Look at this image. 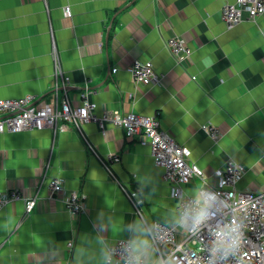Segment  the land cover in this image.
<instances>
[{
	"label": "crops",
	"instance_id": "1",
	"mask_svg": "<svg viewBox=\"0 0 264 264\" xmlns=\"http://www.w3.org/2000/svg\"><path fill=\"white\" fill-rule=\"evenodd\" d=\"M235 1L0 0V100L33 96L41 107L67 95L78 106L88 92L97 115L157 116L190 150L206 184L193 179L187 195L216 187V172L231 160L246 170L240 190L264 191V16L228 30L222 10ZM174 36L192 49L183 64L166 47ZM55 57L69 78L58 93ZM135 60L152 62L161 83H135ZM206 125L220 130L218 142L203 131ZM106 129L83 128L100 157H120L114 177L72 127L0 134V192L37 196L31 215L22 201L0 212V264H109L112 244L145 229L122 187L140 194L148 222L176 225L178 202L149 146L111 124ZM55 177L85 196L81 216L69 212L62 195L50 197L47 184ZM149 259L158 262L151 250Z\"/></svg>",
	"mask_w": 264,
	"mask_h": 264
},
{
	"label": "built area",
	"instance_id": "2",
	"mask_svg": "<svg viewBox=\"0 0 264 264\" xmlns=\"http://www.w3.org/2000/svg\"><path fill=\"white\" fill-rule=\"evenodd\" d=\"M65 13L69 15L70 8H66ZM263 16L264 0H236L232 4H226L222 10V21L228 30L244 20L254 21ZM166 47L177 64H183L192 55L191 47L180 37L169 38ZM54 64L56 73L52 89L58 93L59 85H68L69 78L61 72L57 57ZM131 75L135 83L145 86L159 85L163 78L152 62L141 60L133 62ZM89 96L88 92L83 93L78 106H73L67 95L63 99L56 96L55 104L41 107L33 96L0 100V134L46 129L56 134L72 127L82 135L89 151L99 160L102 167L114 177L112 167L120 163V157H100L87 141L83 128L87 124H96L102 133L106 132L107 124L121 128L126 137L138 138L142 145L149 146L155 166L163 169V180L170 186L172 198L178 202L179 217L185 211H188L189 215L195 211L198 197H203L206 193L216 197L208 209L209 219L201 230L189 231L177 223L169 226L158 221L148 222L143 216L144 201L140 194L122 187L135 214L140 217L147 230L152 241L151 251L157 255L158 262L163 260L170 264H210L208 250L215 240V231L238 221L242 224L245 236L241 248L238 253L227 259L217 257L216 264H264V191L252 192L238 188L239 182L246 174L242 164L228 161L224 169L216 172V187L205 186L198 190L197 196L191 197L186 194V187L193 179H200L205 183L206 175L197 164L190 162V150L179 145L162 128L161 120L157 116L119 111L99 116L96 114L97 104L91 101ZM203 131L215 142L221 138L220 130L214 126L206 125ZM47 190L51 198L62 195L66 208L75 217L81 216L85 211V196L78 192H68L63 178H51ZM20 201L24 202L26 215H31L36 207L37 196L26 198L18 190L0 192V212ZM129 241L120 240L110 246L108 253L111 254V262L127 264L125 249ZM68 248L72 249L73 244H68Z\"/></svg>",
	"mask_w": 264,
	"mask_h": 264
},
{
	"label": "clouds",
	"instance_id": "3",
	"mask_svg": "<svg viewBox=\"0 0 264 264\" xmlns=\"http://www.w3.org/2000/svg\"><path fill=\"white\" fill-rule=\"evenodd\" d=\"M216 199L214 194L206 193L198 197L195 211L189 215L185 211L177 220V224L186 230H201L205 221L209 219L208 209ZM215 240L209 251L210 264H216V258L227 259L238 253L245 239L242 224L234 222L215 231ZM152 241L147 236V230H141L140 235L131 239L125 249L127 264H152L149 259ZM105 259L111 264V254L105 253ZM157 264H170V262L159 261Z\"/></svg>",
	"mask_w": 264,
	"mask_h": 264
}]
</instances>
